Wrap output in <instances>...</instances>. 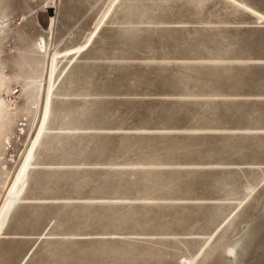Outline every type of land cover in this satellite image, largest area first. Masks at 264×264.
I'll return each instance as SVG.
<instances>
[{"label":"rangeland","instance_id":"374dc122","mask_svg":"<svg viewBox=\"0 0 264 264\" xmlns=\"http://www.w3.org/2000/svg\"><path fill=\"white\" fill-rule=\"evenodd\" d=\"M0 82V264H231L264 218V0H0Z\"/></svg>","mask_w":264,"mask_h":264},{"label":"bare ground","instance_id":"6f19581e","mask_svg":"<svg viewBox=\"0 0 264 264\" xmlns=\"http://www.w3.org/2000/svg\"><path fill=\"white\" fill-rule=\"evenodd\" d=\"M40 81H41L40 76L34 77L29 82V85L31 83L39 84ZM36 86L38 87V85H36ZM39 87H40V85H39ZM0 92L3 93L2 89H1ZM4 102H5V100H4L3 96L0 94V104H2ZM3 105H1V106H3ZM263 216L264 215H262V218H263ZM256 219H257V217H256ZM263 219L261 221L258 220V221H260V223L257 222V220L254 219L255 220L254 221L255 223L253 222L254 225L253 224L249 225L248 228L244 231V233L233 242V244L231 245V247L229 249V252L233 255V261H232L231 264H244V260L246 259V257H248L250 255V253L252 251L253 244L256 245V243H255L256 241H260V240L262 241V239L264 237L263 236V232H262V230H264V221H263ZM262 242H263V244L261 243L262 244L261 246L259 244L258 245L260 246V249L262 248V250L264 251V239H263ZM256 255H257V252H256ZM251 257H252V255H251ZM249 259H251V258H249ZM246 264H256V262L252 261V262H248Z\"/></svg>","mask_w":264,"mask_h":264}]
</instances>
